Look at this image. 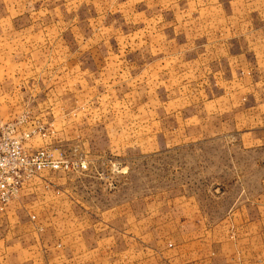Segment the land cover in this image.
<instances>
[{"label": "rangeland", "instance_id": "374dc122", "mask_svg": "<svg viewBox=\"0 0 264 264\" xmlns=\"http://www.w3.org/2000/svg\"><path fill=\"white\" fill-rule=\"evenodd\" d=\"M231 10L212 0H0V121L29 133L26 151L70 164L36 177L22 200L29 215L0 212V264L58 251L44 264H68L70 216L98 230L126 212L118 228L131 231L132 205L135 244L151 227L169 240L181 202L209 244L244 193L264 192V12L247 28ZM36 221L39 248L4 250ZM143 248L135 264H165L138 260Z\"/></svg>", "mask_w": 264, "mask_h": 264}, {"label": "crops", "instance_id": "0c3cea01", "mask_svg": "<svg viewBox=\"0 0 264 264\" xmlns=\"http://www.w3.org/2000/svg\"><path fill=\"white\" fill-rule=\"evenodd\" d=\"M212 1L218 5L228 6V8L232 9L231 11L235 9L236 15L238 14L242 22L247 24V28L252 26L251 16L254 15V17L261 18L264 12L257 8L256 10L253 9L252 6L254 4H252L251 0L250 2L249 0ZM236 15L234 19H231L236 21ZM241 34L246 35L245 32L241 31L237 34V37L239 38ZM247 35L252 37L251 31L248 30ZM233 38L234 37L230 38L228 43L233 42ZM243 39H245L244 43H242L244 47L243 52H247L246 47L250 45V42L246 39V36H244ZM20 134L23 133H18V135ZM28 140V137L22 140L23 146L26 148H29L25 144ZM45 171L50 170H43L40 173ZM40 173L31 177L22 185L20 191L21 197L19 200H12L5 204H0V212L4 214L2 215L4 216V220L8 221L22 213L24 207H26L24 208V213L26 215L28 214L27 212L30 211L29 207L25 204L23 206L22 200L33 196L32 194L35 189L34 182ZM240 199L237 205H234L230 210L226 219L219 221L216 226L213 227V232L216 230V233L212 235L213 237L209 244L207 242L202 243L203 234L201 235L198 232L201 231V227H203L201 220L196 218L194 215L195 211L193 210L192 214L194 216L189 217L187 204L184 202L179 203V206H177L175 210L171 208L169 211V219L172 225H174V232L171 231L165 235L169 240L164 238L156 240L157 235L155 229L151 227L147 232H139L135 244L134 205H132L131 212V231L129 227L126 231H124L123 226L118 228L117 219L121 214L126 212H121L119 215L117 213L115 225L109 226L108 224H101V228L99 227L98 230L94 229L95 225L93 222L88 221L86 216H84V221H77L75 217H73L72 220V216H70L67 227L65 228L67 231L65 241L68 247V264H135V246L144 247V250H141L140 253L145 251V254L142 253V255H138V260L145 257L148 259L152 257L154 260L164 258L165 264H262V262H264V192H259L253 199L251 193L246 192ZM158 202H156V204H158ZM30 209H32V207H30ZM155 213L159 214L161 211L156 210L154 211V214ZM137 220L140 222L143 219L139 218ZM44 223L45 222L36 221L32 224H23V233L16 238L18 242H9L7 244L5 242L3 244L4 250H9L18 243L17 247L20 249L19 257H21L22 254L30 255L29 250L32 251L39 248V243L36 239L38 235L36 228L38 226L43 227ZM194 223L195 225H193ZM58 226L59 225H57V227ZM59 229L60 228L57 230ZM142 229L144 230V228ZM129 232H131V236ZM124 233H126V235H124ZM203 245L208 247L205 256L199 253V249ZM145 246H147L148 249H146ZM164 246H168L169 249L161 252ZM63 248L64 247H62V249ZM58 252L59 255L48 256L49 259H45L44 255H30L19 263L44 264L50 261L55 263L61 260L60 257L62 255L60 254H66L62 251ZM11 255L12 254H9L8 260L11 264H15L17 262L16 257L13 259Z\"/></svg>", "mask_w": 264, "mask_h": 264}, {"label": "built area", "instance_id": "2783aa9c", "mask_svg": "<svg viewBox=\"0 0 264 264\" xmlns=\"http://www.w3.org/2000/svg\"><path fill=\"white\" fill-rule=\"evenodd\" d=\"M17 125L0 121V204L16 198L22 185L41 171H67L70 166L60 155L43 149L26 151L22 140L29 133L18 135Z\"/></svg>", "mask_w": 264, "mask_h": 264}]
</instances>
